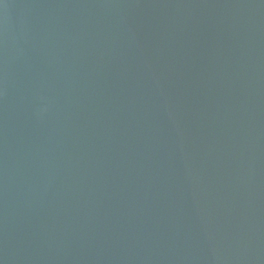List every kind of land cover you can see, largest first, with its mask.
I'll return each mask as SVG.
<instances>
[{"label":"water","instance_id":"obj_1","mask_svg":"<svg viewBox=\"0 0 264 264\" xmlns=\"http://www.w3.org/2000/svg\"><path fill=\"white\" fill-rule=\"evenodd\" d=\"M0 264H264V0H0Z\"/></svg>","mask_w":264,"mask_h":264}]
</instances>
